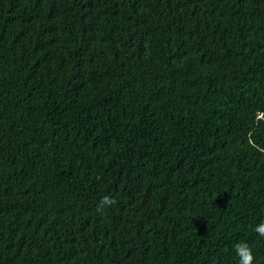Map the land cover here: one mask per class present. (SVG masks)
<instances>
[{
    "label": "trees",
    "instance_id": "16d2710c",
    "mask_svg": "<svg viewBox=\"0 0 264 264\" xmlns=\"http://www.w3.org/2000/svg\"><path fill=\"white\" fill-rule=\"evenodd\" d=\"M262 222L264 0H0V264H264Z\"/></svg>",
    "mask_w": 264,
    "mask_h": 264
},
{
    "label": "clouds",
    "instance_id": "9594fccd",
    "mask_svg": "<svg viewBox=\"0 0 264 264\" xmlns=\"http://www.w3.org/2000/svg\"><path fill=\"white\" fill-rule=\"evenodd\" d=\"M102 202L106 205L114 203V201L108 196L103 197ZM255 230L259 235L264 236V222L257 225ZM235 250L240 258L239 264H252L253 254L247 243L237 244Z\"/></svg>",
    "mask_w": 264,
    "mask_h": 264
}]
</instances>
